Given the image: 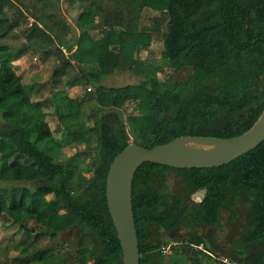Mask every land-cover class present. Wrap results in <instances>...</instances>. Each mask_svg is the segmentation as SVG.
I'll use <instances>...</instances> for the list:
<instances>
[{"label": "trees", "instance_id": "obj_1", "mask_svg": "<svg viewBox=\"0 0 264 264\" xmlns=\"http://www.w3.org/2000/svg\"><path fill=\"white\" fill-rule=\"evenodd\" d=\"M25 1L0 0V181L32 184L0 188V221L25 234L14 262L122 264L106 202L110 164L129 143L150 149L181 136L231 138L253 125L264 108V0H78L83 13L71 42L66 27L32 5L24 42L12 50L1 40L27 24ZM10 8L18 16L9 18ZM146 9L158 13L148 26ZM156 37L167 66L187 69L185 80L162 79L142 57ZM31 52L56 59L52 90L76 67L67 85L84 87V95L70 99L56 90L32 102L12 68ZM115 72L140 80L101 84ZM89 139L92 147L59 159L62 149ZM170 174L180 194L169 191ZM132 208L139 264H264V141L215 168L143 163L133 178ZM222 213L228 227L242 220L219 259L210 235L197 230L220 227ZM67 216L79 233L75 246L57 240L58 219ZM178 229L190 235L165 238Z\"/></svg>", "mask_w": 264, "mask_h": 264}, {"label": "rangeland", "instance_id": "obj_2", "mask_svg": "<svg viewBox=\"0 0 264 264\" xmlns=\"http://www.w3.org/2000/svg\"><path fill=\"white\" fill-rule=\"evenodd\" d=\"M25 6L28 12L25 11L27 16L26 25L23 24L19 28L11 32L5 39L1 40L2 44L7 45L12 50H16L24 42V35L22 34L23 29L28 27L31 19V7L36 5L42 12L47 13L52 16L53 19L62 26L66 27V32L68 35V41H74L77 37L78 30V19L81 17L82 8L78 0H43L42 2H37L36 0H26ZM17 6V4H15ZM22 8V6H19ZM16 8H10L6 11L9 18H15L18 16L16 13ZM158 13L146 9L142 17V23L145 26L151 24V19L157 16ZM65 29V28H64ZM142 57L150 60L152 64L156 66L157 73L162 79L171 78L173 80L183 81L185 80L188 71L187 69L182 70L178 73H174L173 70L167 66L166 61L163 56V45L162 37H156L155 41L152 43L151 48L147 52H142ZM56 59L50 56H44L38 53H29L19 59L18 61L12 63V68L15 74L21 79L22 83L29 91L30 98L32 102H42L50 99L53 92L56 90L62 91L67 98L79 99L85 93L84 87H69L67 85L68 80L78 75V70L76 67L69 69L66 79H62L58 87L52 90L51 88V75L53 69L56 67ZM140 79L136 78L134 75L125 72H115L111 75L102 78L101 84L107 87H122L129 84H136ZM92 88V86H89ZM125 108V107H124ZM123 108V109H124ZM50 110V109H49ZM49 114L52 110L48 111ZM125 112V110H124ZM55 121L50 120L49 124L53 128ZM2 121L0 120V126ZM132 140V139H131ZM94 145L92 139L86 140L83 144H72L63 150V154L60 155L59 159L67 158V156L74 155L83 148H89ZM16 184L18 187H32L30 183H5L0 181V188L9 185ZM166 184L168 185L169 191L173 194H180L181 187L177 182V179L173 174H170L166 179ZM202 193L192 194V200L197 203L201 199ZM242 218L234 223L231 227L226 225V214L222 213L220 217V227L218 228H201L197 230L199 235H210L209 238L212 239V249L214 252L219 253V259L226 257L225 247L227 245L230 237L236 235V231L239 228V224ZM72 218L70 216L62 217L58 219V227L60 229L58 238L60 242L66 243L69 246H75L79 238V233L76 228L71 226ZM32 224V222H30ZM33 235V233H32ZM190 235L188 230L178 229L172 234H166V237H173L177 239H182ZM24 232L20 230L18 224H14L11 221H0V261L2 264H16L14 262L16 259H21V251L24 247L20 246L21 242L24 241ZM48 238L39 242L36 245L27 246L29 251L33 250L37 246H43L48 242ZM29 239L25 240L28 244ZM167 252H169L167 250ZM217 256V255H216ZM19 260V259H18Z\"/></svg>", "mask_w": 264, "mask_h": 264}, {"label": "water", "instance_id": "obj_3", "mask_svg": "<svg viewBox=\"0 0 264 264\" xmlns=\"http://www.w3.org/2000/svg\"><path fill=\"white\" fill-rule=\"evenodd\" d=\"M264 141V108L243 134L231 138L181 136L150 149L129 143L110 164L106 202L122 253V264H139L138 238L132 208V183L143 163L172 169L220 167L258 147Z\"/></svg>", "mask_w": 264, "mask_h": 264}, {"label": "built area", "instance_id": "obj_4", "mask_svg": "<svg viewBox=\"0 0 264 264\" xmlns=\"http://www.w3.org/2000/svg\"><path fill=\"white\" fill-rule=\"evenodd\" d=\"M222 261H223L224 263H228L226 259H223Z\"/></svg>", "mask_w": 264, "mask_h": 264}]
</instances>
